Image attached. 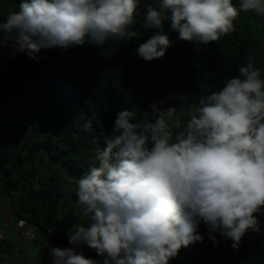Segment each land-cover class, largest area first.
Masks as SVG:
<instances>
[{
	"label": "clouds",
	"instance_id": "obj_1",
	"mask_svg": "<svg viewBox=\"0 0 264 264\" xmlns=\"http://www.w3.org/2000/svg\"><path fill=\"white\" fill-rule=\"evenodd\" d=\"M140 3L20 0L19 10L0 23V36L12 42V55L34 60L55 47L101 49L141 36L134 30ZM238 3L153 0L141 25L152 35L139 44L137 55L146 62L159 60L176 40L194 45L198 53L233 33L241 11L264 17V0ZM166 24L176 40L165 31ZM236 72L195 104L186 93L169 92L167 98L177 105L161 99L142 115L135 108L116 113L102 146L95 149L96 164L79 176L63 169L61 177L76 195L59 219L63 227L73 225L67 235L71 246L55 245L44 235L52 244L46 245L50 264H170L181 249L203 243L201 224L213 246L219 237L231 241L234 250L250 231L261 230L264 69L248 57ZM77 209L87 224H80ZM17 226L23 243L36 239L37 226L23 219Z\"/></svg>",
	"mask_w": 264,
	"mask_h": 264
},
{
	"label": "trees",
	"instance_id": "obj_2",
	"mask_svg": "<svg viewBox=\"0 0 264 264\" xmlns=\"http://www.w3.org/2000/svg\"><path fill=\"white\" fill-rule=\"evenodd\" d=\"M19 2L0 0V23L19 10ZM151 2L141 0L138 9L134 30L140 37L101 49L55 47L42 50L34 60L12 55V42L0 36V194L10 201L17 219L38 227L28 249L44 235L55 245L71 246L67 235L73 225L63 227L59 215L72 208L76 195L62 179L63 169L70 176L81 175L96 164L95 149L102 146L121 108H135L142 115L161 99L177 105L167 98L169 92L186 93L195 104L236 75L237 66L248 57L264 69V17L243 11L233 33L198 53L194 45L176 40L166 24L165 31L176 43L163 58L144 61L136 49L152 35L141 27ZM233 3L239 6L238 0ZM258 219L261 230L250 231L239 250L219 237L221 242L213 246L201 224L203 243L192 245L177 263L264 264V216Z\"/></svg>",
	"mask_w": 264,
	"mask_h": 264
},
{
	"label": "crops",
	"instance_id": "obj_3",
	"mask_svg": "<svg viewBox=\"0 0 264 264\" xmlns=\"http://www.w3.org/2000/svg\"><path fill=\"white\" fill-rule=\"evenodd\" d=\"M4 202V203H3ZM0 225L4 232V239L0 240V264H24L25 261L33 260V264H50L48 259L47 244H50L44 236H42L34 247L30 248L35 252V257L30 258L28 253L20 251L21 247H24L23 239L21 237V231L17 226L18 219L15 217L10 201L6 197H0ZM17 221L12 223V219ZM10 222V223H9ZM23 243V244H22ZM52 246V244H50Z\"/></svg>",
	"mask_w": 264,
	"mask_h": 264
},
{
	"label": "rangeland",
	"instance_id": "obj_4",
	"mask_svg": "<svg viewBox=\"0 0 264 264\" xmlns=\"http://www.w3.org/2000/svg\"><path fill=\"white\" fill-rule=\"evenodd\" d=\"M44 156H45V155H44ZM45 158H46V156H45ZM46 159H47V158H46ZM44 170L46 171V173L49 171V170H47V165H45ZM64 177H66V174L64 175ZM71 188H73V187L71 186ZM1 196H2V195L0 194V197H1ZM3 203H4V202H3ZM0 206H1V204H0ZM1 208H4V207L1 206ZM65 211H68V209H66ZM77 213H80V214H81V218L83 219L82 223H80V224H83V225L87 224V222H88V218L82 215L80 209H77V211L75 212V216H77ZM63 215H64L63 213H60V215H59V219H60V220L63 218ZM0 216H1V214H0ZM16 221H17V220H16L15 218L12 219V223H14V222H16ZM9 223H10V222H9ZM76 224H79V223H76ZM1 229H3V226L0 225V230H1ZM22 244H23V243H22ZM192 248H193V247L190 246V247H188V248H186V249H181L180 254L178 255V257L175 258V259H173V260H171V261H170V264H178L177 262H178V260H179V258H180V255H181V254H184V253L186 252V250L190 251ZM20 251H21V252L24 251L26 254L28 253V255H30V258H31V259H32V257H35V252H33L32 250H29V249H28V245L25 244V243H24V247H21V248H20ZM185 262H186V259H184L182 263H185ZM30 263L33 264V260H30ZM24 264H29V261H25ZM191 264H192V263H191Z\"/></svg>",
	"mask_w": 264,
	"mask_h": 264
},
{
	"label": "built area",
	"instance_id": "obj_5",
	"mask_svg": "<svg viewBox=\"0 0 264 264\" xmlns=\"http://www.w3.org/2000/svg\"><path fill=\"white\" fill-rule=\"evenodd\" d=\"M32 237H34V236H33V233H32Z\"/></svg>",
	"mask_w": 264,
	"mask_h": 264
}]
</instances>
